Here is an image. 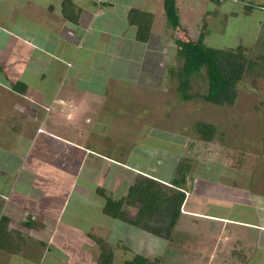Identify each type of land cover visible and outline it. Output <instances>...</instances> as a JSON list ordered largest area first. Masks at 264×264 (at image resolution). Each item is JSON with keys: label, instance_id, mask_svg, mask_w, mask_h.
Wrapping results in <instances>:
<instances>
[{"label": "rangeland", "instance_id": "1", "mask_svg": "<svg viewBox=\"0 0 264 264\" xmlns=\"http://www.w3.org/2000/svg\"><path fill=\"white\" fill-rule=\"evenodd\" d=\"M86 1L89 7L90 0ZM230 1L233 0L214 5L212 0H177L182 25L176 30L168 26L164 7L154 2L148 5L155 11L156 19L143 57L107 64L108 53L90 46V38L82 51L99 52L93 56V62L84 64L82 69L71 70L68 66L67 70L54 72L53 75L61 77V83L60 79L47 75L53 87L57 83L61 87L71 83L74 88L76 85L97 89L103 93L102 102L98 105L95 99L89 101L97 109L80 115L77 124L52 115V121L42 132L35 129L28 143L27 140L20 143L18 170L15 163L19 160L11 161L10 154L0 151L1 169L9 172L14 182L9 191H18L12 195L23 199L20 193L31 191L27 196L31 209L25 211L20 207L13 214L23 220L30 214L34 226L23 225L28 231L23 233L27 240L20 252L9 254L0 250V264L23 259L32 264L40 261L41 264H98L99 245L85 232L110 244L115 251L114 264H123L137 253L157 259L159 264H240L232 252L241 247L237 244L241 236L235 233L242 232H236L234 226L225 229L227 226L219 228L220 225L209 222L211 212H228L227 207L233 206L207 199L203 193L207 178L229 186L237 183L258 188L264 184V12L254 7L256 2H251L253 8L247 12L244 5L243 8L230 6ZM250 1L253 0L247 3ZM8 3L0 0V10ZM130 3L141 7L138 0H121L114 14H122ZM141 3L146 6L144 1ZM215 8L216 18L206 16L210 24L207 46L241 49L232 57L233 68L240 76L238 93L232 103L224 105L210 103L201 96L208 88L204 71L192 80L188 95L198 93L192 98L182 95L175 74L179 58L174 39L197 40L204 13ZM52 16L59 18L56 13ZM103 16V23L92 27L90 33L94 38V34L99 37L106 25L112 23L109 12L105 11ZM199 121L217 125L212 139L201 138L195 132ZM6 122L7 114H3L0 124ZM33 127L31 124L28 131L33 132ZM2 129L3 135L11 133V129ZM50 130L73 143L50 136ZM1 147L9 149L11 144ZM114 161L127 167L116 166ZM179 161L189 165L190 207L208 214H191L182 209L183 215L174 228V240L160 238L103 213L106 198L98 194V187L118 199L127 193L136 174L146 176V172H136L134 167L167 182L175 176ZM4 176L0 175V183ZM3 187L0 184V194ZM89 187L97 198L94 205H83ZM216 191L220 196L219 190L215 194ZM138 207L139 204L125 208L134 217ZM258 255L252 257V264L257 263L254 258Z\"/></svg>", "mask_w": 264, "mask_h": 264}, {"label": "crops", "instance_id": "2", "mask_svg": "<svg viewBox=\"0 0 264 264\" xmlns=\"http://www.w3.org/2000/svg\"><path fill=\"white\" fill-rule=\"evenodd\" d=\"M5 1L9 2L8 6L0 10V119L3 114H7V122L4 125L0 124V131H3L4 129L2 128L5 127L9 130L11 129V133L4 135L2 132L0 133V151L2 150L1 152L6 155L10 154L9 159L11 161L19 160L18 163H15L18 170L21 163L18 154L20 143L23 140L24 142L27 140L28 143V139L33 135L35 129L36 132H42L43 127L52 121V115L55 114V116L68 119L69 114L75 110L84 97H87L89 101L97 100L98 105L99 101L102 102L100 97L103 93H98L97 89L88 86L78 88L75 83V88L71 83L66 87H61V77L53 75V73L59 72L61 69L67 70L68 66L71 67V70L82 69L84 64H90V61L93 62V56L100 53L93 52L91 49L82 51L83 45L90 38V42H88L90 46L94 45L95 48L108 53L107 59H105L107 64L109 62L126 63L132 58L139 59L140 56L143 57L144 46L147 42L141 43L136 39L137 26L129 21L128 13L132 8L151 11L155 15V23L156 13L148 5H153L154 2H157L161 7H164V0H138L141 7L132 6L131 3L127 4L120 15H115L114 9L118 5V1L121 2V0H90L89 7H87L88 2L86 0H75L80 11L79 19L76 23L70 22L63 16L61 11L62 0ZM143 1L145 2V7L141 3ZM250 2H256L254 7L260 8L264 12V0H253ZM229 3L230 6L242 5V8L244 5L238 0H233ZM105 11L109 12L112 23L106 25V29L99 37L94 34L96 36L94 38L90 33L92 27L96 23L98 25L103 23ZM53 13L58 14L59 18L52 16ZM179 14L181 19L180 9ZM52 17L54 18L52 19ZM208 28H210L209 22ZM95 40L96 42H94ZM118 57L123 58L118 59ZM47 68L50 70L48 73H46ZM1 70H4L6 74ZM103 70L107 71V69ZM47 75H50V78L54 76L60 79V83L53 87L47 81ZM14 84L17 88H13ZM96 109L97 107L90 106L89 110ZM41 111L43 112L41 113ZM77 122L78 120L70 123L77 124ZM31 124H34L33 132L28 131ZM48 132L50 136H57V138H61L66 142H72L56 134V132L51 130ZM8 144H11L9 149H4L5 146L1 147ZM86 152H88V149L85 150ZM111 160L113 161V159ZM114 162L116 166L123 165L127 167L124 163ZM134 171H144L147 173H144L145 175H149L148 171L142 168L134 167ZM0 175H6L0 183L4 186L1 188L0 194V217L4 214L9 215L12 225L25 233L28 229L27 231L25 230L24 221L29 219L30 214H28V219L23 220V218L15 216L13 210L20 207L24 208L25 211L28 208L31 209V204L27 198L31 191L29 190L26 194L19 192L23 195V199L12 195L13 192H18L15 189L9 191L10 187H14L12 185L14 182L10 179L12 175L9 172H4L1 166ZM210 180V178H207V183L203 184L205 189L203 190L204 196L217 202H228L233 207H227L228 212H211V220L209 222L220 225L219 228H221V225L227 226L225 229H230L234 226L233 229L236 232L238 230L242 232V234L235 233V235L243 237V239H240L241 237L237 239V244L241 246L239 249L246 256L242 264H252V257L257 254L259 255L254 258L257 262L255 264H264V223L260 222L264 221V184L255 188L249 185L246 187L238 186L237 183L230 186L221 185ZM86 190L87 199L83 201V205H94L97 198L96 194L95 196L93 195L94 192L90 187ZM215 190H219L220 196H217L218 191L215 194ZM209 194L211 197H217L209 198ZM188 196L189 201L192 200V196ZM14 197L16 199L18 197L19 200H14ZM200 198L202 197L200 196ZM216 208L219 209L220 205H217ZM190 212L191 214H208L204 210H199L192 206ZM225 229H221V231ZM85 234L90 236V232H85ZM10 261L12 264H32V261H24V259L20 262L16 260ZM41 262L37 264H41Z\"/></svg>", "mask_w": 264, "mask_h": 264}, {"label": "trees", "instance_id": "3", "mask_svg": "<svg viewBox=\"0 0 264 264\" xmlns=\"http://www.w3.org/2000/svg\"><path fill=\"white\" fill-rule=\"evenodd\" d=\"M212 1L215 5L221 4L225 0ZM238 1L244 4L247 12L253 8L252 3H247V0ZM163 6L170 29L176 30L181 27L177 1L164 0ZM61 11L70 22L76 23L78 21L80 11L75 0H62ZM207 15L216 18V8L204 13L197 40L174 39L179 58L175 74L182 95L185 98H192L198 95V93L188 95L189 90L192 89V80L204 71L207 75L208 88L201 96L210 103L224 105L232 103L238 93L240 76L236 74V69L233 68L235 64L232 62V57L235 56L236 52H239L237 50L241 49L237 47L222 50L207 46L206 38L210 31L206 19ZM128 18L131 23L137 26L136 39L141 43H148L154 23V13L132 8L128 13ZM13 88H17L15 84ZM217 130L218 127L214 123L199 121L195 125V132L204 139H212ZM189 171V165L179 161L175 167V176L167 182L160 181L158 177L136 174L134 183L129 185L127 193L118 199L112 197V194H107L104 188L98 187V194L106 198L102 211L113 219L135 226L150 234L169 241L174 240V228L183 215V210L190 212L191 208L188 196ZM137 204L139 207L135 216L130 217L125 207ZM24 222L25 226H30L33 224V219L30 216ZM90 236L99 245L100 252L97 263L114 264L115 251L110 244L93 233H90ZM26 240L23 231L12 225L9 215L4 214L0 217V250L9 254H16L23 249ZM232 254L236 255L240 264L245 261L246 256L243 255L241 249H235ZM123 264H159V261L137 253L125 260Z\"/></svg>", "mask_w": 264, "mask_h": 264}, {"label": "clouds", "instance_id": "4", "mask_svg": "<svg viewBox=\"0 0 264 264\" xmlns=\"http://www.w3.org/2000/svg\"><path fill=\"white\" fill-rule=\"evenodd\" d=\"M90 109V102L87 97H84L80 104L75 108V110L69 114L68 120L70 122H75L79 119L80 115L87 112Z\"/></svg>", "mask_w": 264, "mask_h": 264}]
</instances>
